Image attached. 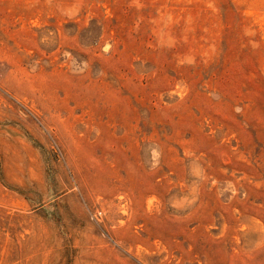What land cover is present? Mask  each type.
Returning a JSON list of instances; mask_svg holds the SVG:
<instances>
[{"label": "rangeland", "instance_id": "374dc122", "mask_svg": "<svg viewBox=\"0 0 264 264\" xmlns=\"http://www.w3.org/2000/svg\"><path fill=\"white\" fill-rule=\"evenodd\" d=\"M0 264H264V0H0Z\"/></svg>", "mask_w": 264, "mask_h": 264}, {"label": "bare ground", "instance_id": "6f19581e", "mask_svg": "<svg viewBox=\"0 0 264 264\" xmlns=\"http://www.w3.org/2000/svg\"><path fill=\"white\" fill-rule=\"evenodd\" d=\"M152 201V200H151Z\"/></svg>", "mask_w": 264, "mask_h": 264}]
</instances>
